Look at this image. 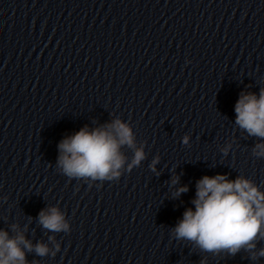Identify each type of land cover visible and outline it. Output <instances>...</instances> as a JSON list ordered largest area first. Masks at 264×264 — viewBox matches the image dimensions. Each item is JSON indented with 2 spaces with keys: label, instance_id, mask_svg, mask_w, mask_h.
I'll return each mask as SVG.
<instances>
[{
  "label": "clouds",
  "instance_id": "clouds-1",
  "mask_svg": "<svg viewBox=\"0 0 264 264\" xmlns=\"http://www.w3.org/2000/svg\"><path fill=\"white\" fill-rule=\"evenodd\" d=\"M235 113L239 128L264 141V88L260 89L259 96L242 92L235 104ZM187 142L185 136L184 143ZM125 145L134 149L128 165L131 169L138 166L146 155L142 148H136L128 123L117 118L91 131L85 126L60 142L57 167L68 177L100 181L116 179L126 161L120 151ZM222 151L227 154L228 148ZM253 155L264 158V142L255 145ZM157 162L158 158L152 162L153 171ZM171 184L178 185L179 177H174ZM188 190L187 185L176 187L173 197ZM191 203L195 210L188 207L171 230L175 239L188 241L202 252L213 255L224 253L234 257L244 251L252 261L264 257V247H257L260 241H264V191L252 180L243 176L229 180L223 174L204 175L196 183V194ZM38 219L43 228L52 232L69 230L57 207L41 210ZM12 228L16 230L18 226L14 224ZM26 251H34L43 257L50 250L44 243L33 245L22 232L10 238L7 231L0 229V264H30Z\"/></svg>",
  "mask_w": 264,
  "mask_h": 264
}]
</instances>
